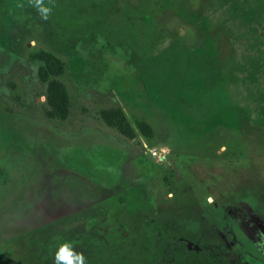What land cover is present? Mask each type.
<instances>
[{"label":"rangeland","instance_id":"obj_1","mask_svg":"<svg viewBox=\"0 0 264 264\" xmlns=\"http://www.w3.org/2000/svg\"><path fill=\"white\" fill-rule=\"evenodd\" d=\"M233 1L0 0V264H57L64 244L129 264L148 219L264 264V122L208 105L231 72L264 113V0L251 26ZM37 50L64 62L65 120ZM113 107L153 139L108 127Z\"/></svg>","mask_w":264,"mask_h":264},{"label":"trees","instance_id":"obj_2","mask_svg":"<svg viewBox=\"0 0 264 264\" xmlns=\"http://www.w3.org/2000/svg\"><path fill=\"white\" fill-rule=\"evenodd\" d=\"M262 2L263 0H234L231 9L239 13L238 17L233 15L240 21L238 24L251 26L253 22H257V18L261 16L258 11ZM29 58L39 63L37 70L39 80L47 86L48 115L58 120H65L70 109V97L66 85L61 81L65 69L64 62L54 53L46 50L32 51ZM256 62L257 60L252 59L251 66ZM181 71L183 70L180 68L179 72ZM219 76H221L220 79L214 81L216 85L212 87V93H206L211 100V103L208 102L210 104H206L217 109L216 112L228 110L235 112L234 110L240 109L237 105L242 104L240 106L242 110H246L247 113L258 112V116L259 114L261 116L258 117V121L264 122V113L257 110L259 105L256 104L254 98L249 97L247 100V98L235 95L239 84L236 78L238 74L232 76L235 77L233 85L230 84L231 72L225 75L219 72ZM221 87H223L224 94L219 95L217 100L213 90L217 93ZM222 104L225 107H221ZM227 108L228 110H224ZM100 115L108 127L116 128L128 139H135L138 135L146 139L154 137L153 128L149 123L138 121L134 127L121 107L102 110ZM143 232L142 240L135 248V256H131L129 264H230L221 251L214 250L198 233L185 228L182 224L148 219L143 224ZM68 254L72 264H80V261L76 259L77 256H83V264H103V262L117 264L110 259L107 260L108 257H102L88 249L74 255ZM57 264H67V260H57Z\"/></svg>","mask_w":264,"mask_h":264},{"label":"clouds","instance_id":"obj_3","mask_svg":"<svg viewBox=\"0 0 264 264\" xmlns=\"http://www.w3.org/2000/svg\"><path fill=\"white\" fill-rule=\"evenodd\" d=\"M45 11H47V9H45ZM67 248H68L67 244L61 245L59 252L57 253L56 259L58 261L67 260V264H72V260L69 259V254L67 252ZM76 259L78 261H80V264H83V259H84L83 256H77Z\"/></svg>","mask_w":264,"mask_h":264}]
</instances>
